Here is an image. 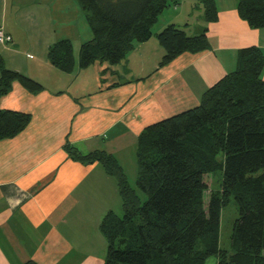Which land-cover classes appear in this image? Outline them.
Masks as SVG:
<instances>
[{"label":"crops","instance_id":"0c3cea01","mask_svg":"<svg viewBox=\"0 0 264 264\" xmlns=\"http://www.w3.org/2000/svg\"><path fill=\"white\" fill-rule=\"evenodd\" d=\"M65 1L0 0V26L13 37L0 43L5 66L42 85L32 92L16 80L0 97L1 109L31 116L22 132L0 140V264H92L76 252L81 202L92 193L109 199L118 189L101 163L76 160L66 147L83 155L106 150L122 166L120 150L137 143L147 125L199 104L238 66L241 49L256 45L264 51V27L252 28L241 18L239 0H216L219 18L211 23L204 22L198 0H179L162 13L152 38L137 43L122 62L83 69L79 49L93 36L75 32V17L65 15L75 7L80 15L79 6ZM58 17L73 33L58 32ZM170 24L189 34L207 25L210 50L184 53L160 67L165 50L157 34ZM62 39L73 43L72 72L48 57L50 45Z\"/></svg>","mask_w":264,"mask_h":264},{"label":"trees","instance_id":"16d2710c","mask_svg":"<svg viewBox=\"0 0 264 264\" xmlns=\"http://www.w3.org/2000/svg\"><path fill=\"white\" fill-rule=\"evenodd\" d=\"M93 37L81 44L79 64L116 65L137 43L154 35L162 13L179 0H77ZM206 23L219 18L216 0H198ZM238 12L252 28L264 27V0H239ZM164 67L184 53L210 50L208 26L189 34L170 24L157 34ZM53 65L74 70L70 39L49 47ZM264 51L252 45L238 52V66L203 94L199 104L147 125L137 141L138 176L132 186L118 159L106 150L71 156L101 163L118 181L122 215L110 210L101 229L107 238L104 264H264ZM0 97L14 81L32 92L42 85L8 69L0 54ZM30 114L0 108V140L22 132ZM222 172V188L212 174ZM211 179V181L209 180ZM233 197L239 215L232 248L220 245L221 210ZM25 264H37L30 260Z\"/></svg>","mask_w":264,"mask_h":264},{"label":"rangeland","instance_id":"374dc122","mask_svg":"<svg viewBox=\"0 0 264 264\" xmlns=\"http://www.w3.org/2000/svg\"><path fill=\"white\" fill-rule=\"evenodd\" d=\"M72 0H66V2ZM76 6H79L80 15H78L75 8L67 9L68 12L65 16L75 17L76 19V30L82 34V38L87 37V32H90L85 15H83V10L81 5L77 0H74ZM70 3V2H68ZM63 16V17H65ZM58 23H56V27L58 28V32L60 34L73 33V30L67 26H63L62 23L67 21V19L61 20L58 17ZM158 26L155 25L153 31L156 32L158 30ZM90 38H86L85 41H88ZM29 56V55H28ZM167 66V65H166ZM121 151V159L123 160L122 167L124 172L127 175L129 183L134 187L136 186V180L138 176V162H137V143L126 144ZM212 182L213 188L216 190H221L222 188V172L220 170L214 172L212 174ZM114 177V176H113ZM115 178V177H114ZM116 187L118 189L114 194H108L109 199L104 197L103 194H95L92 193L88 196L87 200H83L81 205H84L81 212V219L79 223V230L82 234V239L79 240L76 245V252L80 257L83 255H87V257L92 258V264H104L105 262V252L108 246L107 238L105 237L102 229L101 223L103 221L104 216L110 210L114 211L118 215H122V199L119 193L118 181L115 178ZM239 215L238 207L233 197L230 198L227 205L222 207L221 210V228H220V245L223 248L228 249L230 252L233 251L232 248V231L233 224L236 218ZM216 256H211L208 258L206 264H214Z\"/></svg>","mask_w":264,"mask_h":264},{"label":"built area","instance_id":"2783aa9c","mask_svg":"<svg viewBox=\"0 0 264 264\" xmlns=\"http://www.w3.org/2000/svg\"><path fill=\"white\" fill-rule=\"evenodd\" d=\"M13 42L12 35L4 29L3 26H0V43L10 44Z\"/></svg>","mask_w":264,"mask_h":264}]
</instances>
